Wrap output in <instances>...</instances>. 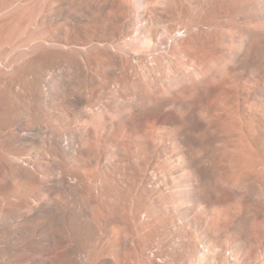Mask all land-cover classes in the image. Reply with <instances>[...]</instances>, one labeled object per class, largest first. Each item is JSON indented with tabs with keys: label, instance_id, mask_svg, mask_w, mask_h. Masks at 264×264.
I'll list each match as a JSON object with an SVG mask.
<instances>
[{
	"label": "bare ground",
	"instance_id": "obj_1",
	"mask_svg": "<svg viewBox=\"0 0 264 264\" xmlns=\"http://www.w3.org/2000/svg\"><path fill=\"white\" fill-rule=\"evenodd\" d=\"M0 264H264V0H0Z\"/></svg>",
	"mask_w": 264,
	"mask_h": 264
}]
</instances>
